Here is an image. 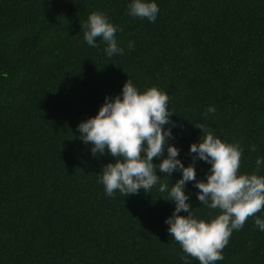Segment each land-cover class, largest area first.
Segmentation results:
<instances>
[{
    "label": "trees",
    "instance_id": "trees-1",
    "mask_svg": "<svg viewBox=\"0 0 264 264\" xmlns=\"http://www.w3.org/2000/svg\"><path fill=\"white\" fill-rule=\"evenodd\" d=\"M132 2L0 0V264H200L165 223L182 171L157 167L150 192L109 197L100 180L116 158L93 156L80 138L78 125L128 79L168 94V143L198 181L211 165L190 146L207 131L240 144L239 174L264 176V0H147L158 5L155 22L129 15ZM93 12L118 28L123 54L109 57L102 37L86 42L81 25ZM164 158L166 149L153 163ZM199 191L186 183L192 215L210 222L220 209L202 205ZM257 218L264 210L232 231L214 264H264Z\"/></svg>",
    "mask_w": 264,
    "mask_h": 264
},
{
    "label": "clouds",
    "instance_id": "clouds-1",
    "mask_svg": "<svg viewBox=\"0 0 264 264\" xmlns=\"http://www.w3.org/2000/svg\"><path fill=\"white\" fill-rule=\"evenodd\" d=\"M158 12V5L147 0H133L129 5V15L147 18L151 22H155ZM81 27L90 46L95 47L96 39L102 37L108 45L105 51L109 57L123 54L124 50L115 38L118 28L104 13H91ZM132 47L134 45L130 43L129 48ZM168 101L167 93L156 87L141 93L128 79L121 95L106 97L98 114L78 125L80 138L93 145V156L104 154L107 149L116 158L114 163L104 166L100 180L109 197L117 190L125 196L141 189L150 192L161 179L156 174L157 167L168 177L181 170L182 178L171 186L168 198L175 201V210L165 223L184 253L196 258L200 264H214L223 259L222 250L232 231L239 230L249 217L264 210V176L239 174L240 144L222 142L207 131L203 141L200 139L199 143L190 146V152L196 154L194 161L198 157L211 165L206 182L198 181L194 164L185 167L177 159L180 150L168 143L172 132L164 125L170 123V116L174 113L169 110ZM214 112L215 108L209 107L205 115ZM195 127L206 131L203 125ZM165 149L167 158L159 165L154 164L153 158L162 157ZM251 150L256 151L255 146ZM256 164L259 170L264 160L257 158ZM190 181H195L200 190L197 198L202 205L220 209V214L210 222L198 220L191 213L189 196L185 194V185ZM167 190L168 183L160 185L159 191ZM181 211L188 214L180 215ZM255 224L264 230V220L257 218Z\"/></svg>",
    "mask_w": 264,
    "mask_h": 264
}]
</instances>
